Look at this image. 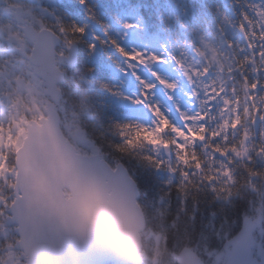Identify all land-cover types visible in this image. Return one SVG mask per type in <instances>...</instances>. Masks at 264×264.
I'll use <instances>...</instances> for the list:
<instances>
[{"label": "snow or ice", "instance_id": "1", "mask_svg": "<svg viewBox=\"0 0 264 264\" xmlns=\"http://www.w3.org/2000/svg\"><path fill=\"white\" fill-rule=\"evenodd\" d=\"M35 4L34 50L18 58L0 37V264H136L145 223L179 264H195L185 243L207 255L229 213L264 215V0ZM201 25L228 50L226 75L183 67ZM25 62L48 74L53 107L21 134L13 95ZM233 236L228 256L247 264L246 237Z\"/></svg>", "mask_w": 264, "mask_h": 264}, {"label": "rangeland", "instance_id": "2", "mask_svg": "<svg viewBox=\"0 0 264 264\" xmlns=\"http://www.w3.org/2000/svg\"><path fill=\"white\" fill-rule=\"evenodd\" d=\"M11 3L22 6L25 8V13L28 17L29 23L35 26L38 31L40 30V18L38 12L35 11L36 4L35 0H19V1H12ZM18 22L14 20L12 17L6 14V8L0 5V37L4 39L6 42H11L13 47L17 48L18 51L21 53V56L18 58H23L24 50H33L34 44L31 40H28L25 33L21 30V27ZM205 46L206 50H202L201 54L194 56V58L190 59L189 64L186 68L189 67H196V64L200 61H203V58H210L212 57L211 53H208L207 48L209 47V39L206 40L205 38H200ZM200 56V57H199ZM206 64V63H205ZM185 67V66H184ZM189 71V69H188ZM173 77H176L173 74ZM45 80L37 75V71H34L30 65L25 62V66L22 70V75L18 77V84L13 95V107L16 109V114L18 115L21 124L20 131L23 134L26 129L27 125L32 120H40L43 116L46 115V109L51 101L50 97H48L47 90L48 88L45 87ZM71 120V118H69ZM240 123L239 120L234 122L235 124ZM167 125V124H166ZM165 125V127H167ZM66 138L72 142V144L77 148L78 152L85 155L86 149L81 145L79 139L71 134L62 127ZM162 131V129H161ZM147 137V141L150 143H159V140L153 133H147L145 135ZM258 215L255 216L260 222L264 220V216L257 212ZM258 246L255 249V256L259 259L264 258V225L261 223V226L258 230ZM150 237L154 239V242L157 243L158 240L154 238L153 234L150 233ZM160 242V241H159ZM156 255L161 252L160 244H156ZM146 258L145 264H154L153 260L148 258L146 253H143ZM225 258V251L223 253ZM156 257V256H155ZM154 258V257H153Z\"/></svg>", "mask_w": 264, "mask_h": 264}, {"label": "water", "instance_id": "3", "mask_svg": "<svg viewBox=\"0 0 264 264\" xmlns=\"http://www.w3.org/2000/svg\"><path fill=\"white\" fill-rule=\"evenodd\" d=\"M11 9H12V7H11ZM8 13H12V15L15 16L17 21H19L20 24L23 25L22 26L23 31L25 32L28 40H31L34 43V48H35V45L38 43V40L40 39V31H38V29L35 26H33L27 22V20L25 19L24 10L22 8H17V13L16 12L13 13V12H11V10L9 8ZM26 26H27V30H26ZM38 74L48 83V74L45 71L39 70ZM52 107H53V101L51 99V102L48 104L47 110H46L47 116H44L43 118H41L40 121L33 120L30 124H28V126H27L28 129L29 128H37V127L42 128V127H44L49 116L52 115V113H51ZM57 131H58V134L63 138V140L67 142L68 147L80 158L81 162H83L85 155L80 154L77 151L76 147L67 138H65L66 136H65L63 129L61 128L60 124L57 125ZM246 221H251V222L246 223ZM242 225L243 226H242L240 232H242L246 237V239L243 241V243L247 248V253H246L247 264H264V258L259 259L258 257L255 256V248L257 246L256 245L257 244V237H256L255 233H256L258 226H259L258 221L255 220L254 218L250 217V218L245 219V221L243 222ZM146 228H147V223L142 225L140 230H139L138 245L140 248V257H139L138 261L136 262V264H144V262H145V258L142 255L143 246H144L143 241H142L143 240L142 233L145 231ZM236 240H237L236 236H234L233 238L230 239V242H229L230 248L227 249V251H226L227 262L225 264H238V261H235L234 259H230L228 256V253L236 247V244H235ZM178 263H179V261H178ZM195 264H207V263L200 255H198L196 253Z\"/></svg>", "mask_w": 264, "mask_h": 264}, {"label": "trees", "instance_id": "4", "mask_svg": "<svg viewBox=\"0 0 264 264\" xmlns=\"http://www.w3.org/2000/svg\"><path fill=\"white\" fill-rule=\"evenodd\" d=\"M204 30L201 31V33L208 32V28L204 25H201ZM144 139L147 140V137L144 136ZM238 207H242V205H238ZM208 210H211V204L208 205ZM205 209L202 207L201 212L203 213ZM258 213L254 214L253 217L257 216ZM264 216V215H263ZM256 218V217H255ZM246 219V217H245ZM244 219V220H245ZM199 220V217H198ZM229 220L231 221V224L228 225L225 223L223 225L224 232L223 234L217 233V239L213 240V245L217 249H213L210 252H207V255L202 254L200 250L197 249V241L192 242L191 244L185 243V247H192L198 254L202 256L203 259L206 260L208 264H224L226 262V258H224V251L226 252L228 248V242L230 241L229 238V232L235 228L237 231H240L242 228V223L244 220H241L239 215H233L232 213H229ZM262 224L264 225V220L262 221ZM150 233L153 234L154 238L156 239V233L154 232L153 228L147 224L146 232L143 234V241H144V252L148 256V258L153 260L154 264H179L177 260L176 253H173L169 250H166L163 247V241H158L157 243L154 242V239L150 237ZM234 237V236H233ZM156 244H160V250L161 252L156 255ZM204 251H207V248L205 247ZM156 256V257H155ZM172 257L171 259H163L161 260V257ZM154 257V258H153Z\"/></svg>", "mask_w": 264, "mask_h": 264}, {"label": "flooded vegetation", "instance_id": "5", "mask_svg": "<svg viewBox=\"0 0 264 264\" xmlns=\"http://www.w3.org/2000/svg\"><path fill=\"white\" fill-rule=\"evenodd\" d=\"M12 1H19V0H0V5L2 7L6 8V13L7 10L10 8L11 12H16L17 13V8H22L25 11V8L22 6H18L15 5L13 3H11ZM226 3V0H217V7H221L223 8L224 5ZM12 7V9H11ZM8 16L12 17L14 20V16L7 14ZM25 18L28 21V17L25 13ZM19 24V23H17ZM21 27V24H19ZM208 32H205L204 34H200L196 37V39L199 38H205L206 40L209 41V47L207 48L208 53L212 54V57L210 58H204V62L206 63V65L209 68H215L218 70H222L223 73L226 75L227 74V68L229 66V59L227 58V49L224 48V45L221 43V41L217 38V34L215 33V29L214 28H208ZM204 41H199L195 42V47L198 48L199 45L204 46L203 45ZM198 55L201 54V51H197L196 52ZM193 71V70H192Z\"/></svg>", "mask_w": 264, "mask_h": 264}]
</instances>
